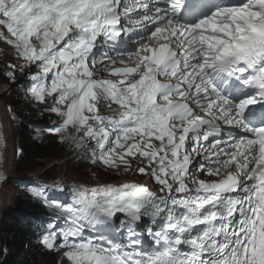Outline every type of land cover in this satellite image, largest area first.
Masks as SVG:
<instances>
[{
  "label": "snow or ice",
  "instance_id": "obj_1",
  "mask_svg": "<svg viewBox=\"0 0 264 264\" xmlns=\"http://www.w3.org/2000/svg\"><path fill=\"white\" fill-rule=\"evenodd\" d=\"M0 43L59 143L146 178L74 185L66 205L31 189L63 225L43 248L67 264H264V0H0Z\"/></svg>",
  "mask_w": 264,
  "mask_h": 264
},
{
  "label": "trees",
  "instance_id": "obj_2",
  "mask_svg": "<svg viewBox=\"0 0 264 264\" xmlns=\"http://www.w3.org/2000/svg\"><path fill=\"white\" fill-rule=\"evenodd\" d=\"M21 150H25L24 162L36 163L40 159H49L50 161L62 157L65 150L58 148L55 138H46L44 146L35 144L21 143ZM19 208H33L31 203L19 202ZM21 216L14 219V222L8 226L3 235L4 249L7 251L4 257L0 259V264H57L56 256L53 254H41L34 246L29 244L20 223Z\"/></svg>",
  "mask_w": 264,
  "mask_h": 264
},
{
  "label": "rangeland",
  "instance_id": "obj_3",
  "mask_svg": "<svg viewBox=\"0 0 264 264\" xmlns=\"http://www.w3.org/2000/svg\"><path fill=\"white\" fill-rule=\"evenodd\" d=\"M3 57L0 56V67L3 65H6L7 62H10V55L5 54L3 52ZM8 70V68H6ZM10 70H8L9 72ZM27 71V70H26ZM22 73H20L18 70L16 71V80L19 81L22 77ZM23 80V79H21ZM9 87L8 82H6V78L4 75H0V90H5V87ZM17 99H25L23 96H19L17 94ZM16 99V100H17ZM5 103H9L10 101L5 97ZM15 102L16 107H23L25 109V104H20L19 102ZM19 103V104H18ZM30 109V107H29ZM15 127L13 128V130ZM18 164L16 166V175L17 178L24 179V178H30L32 181H21L15 185V189L18 192V194L21 196H32L30 194V190L36 187H39L40 185L35 182V180H39L40 178H43L41 180H52V181H58L61 182L62 178L66 181H73L76 179H83V176L77 175L74 172V165L72 164L73 161H66L64 160L62 163L58 161H50L49 159H40L36 163H30V162H24L17 160ZM123 176V175H122ZM122 176L114 177L113 179H119ZM62 177V178H61ZM60 179V180H59ZM85 179H88V177H85ZM95 178L91 179L94 181ZM100 179V178H99ZM96 179V180H99ZM103 180V179H102ZM104 181V180H103ZM16 182V181H15ZM90 182V181H89ZM13 183V182H12ZM11 186V184H10ZM45 193L48 195L50 193L51 196H53L54 192L49 191V187L47 186L45 188Z\"/></svg>",
  "mask_w": 264,
  "mask_h": 264
},
{
  "label": "bare ground",
  "instance_id": "obj_4",
  "mask_svg": "<svg viewBox=\"0 0 264 264\" xmlns=\"http://www.w3.org/2000/svg\"><path fill=\"white\" fill-rule=\"evenodd\" d=\"M8 120V114L5 111L4 97L0 96V154H2L4 161L2 164H0V173H2L5 177L4 180H0V227L3 222L7 220L8 216L13 212L15 194L11 190L10 184L12 182H15V178H17L16 166L18 163L15 155V137ZM77 180L78 179L72 181L71 183L74 184L75 182H77ZM61 181L66 180L62 178ZM126 181L127 179H122L118 182H115V184ZM99 184L101 183L94 184L93 186H97Z\"/></svg>",
  "mask_w": 264,
  "mask_h": 264
}]
</instances>
